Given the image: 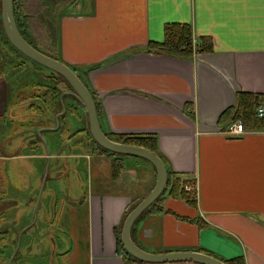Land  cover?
I'll use <instances>...</instances> for the list:
<instances>
[{
    "label": "crops",
    "instance_id": "0c3cea01",
    "mask_svg": "<svg viewBox=\"0 0 264 264\" xmlns=\"http://www.w3.org/2000/svg\"><path fill=\"white\" fill-rule=\"evenodd\" d=\"M77 8L83 13L71 8L60 18L59 59L101 102L102 131L155 137L166 168L195 183V207L165 197L161 212L134 223L133 242L151 254L201 252L264 264V119L260 128L245 129L244 136L223 134L234 123L224 113L238 93L255 96L264 109V0H82ZM167 24L190 25L194 41L210 38L213 51L188 59L147 53L148 43L163 41ZM10 83L9 55L0 41V124L9 114ZM55 106L46 107L45 144L51 158L65 144L69 149L57 159L63 163L54 168V180L71 171L79 188L83 183L89 188L63 202L82 211V244L75 251L73 246L65 249L62 241L69 244L71 238L63 234L56 257L75 263L80 255L83 264H125L116 253L115 228L133 202L152 190L156 172L139 158L122 157L124 170L113 178L110 157L92 144L87 121L76 137L66 125L60 136L59 130L52 131V116L59 111ZM29 107L41 112L38 105ZM34 148V155L21 157L44 163L48 155L43 146L34 143ZM3 150L4 142L0 198L9 182V156ZM79 163L80 171L74 169ZM69 225L73 228V218ZM6 254L0 250L1 264H7Z\"/></svg>",
    "mask_w": 264,
    "mask_h": 264
},
{
    "label": "rangeland",
    "instance_id": "374dc122",
    "mask_svg": "<svg viewBox=\"0 0 264 264\" xmlns=\"http://www.w3.org/2000/svg\"><path fill=\"white\" fill-rule=\"evenodd\" d=\"M68 10L72 11L71 9ZM76 11L77 14L83 13L80 8H76ZM4 49L7 51L6 47ZM20 61H24L25 64L16 66ZM11 65L15 67H11ZM9 68L11 82L9 114L7 121L0 124L4 126H0V143L4 142L3 154L9 156V168L6 172L9 182L7 190H4L2 198H0V231L8 232L5 233V237L11 240L5 242V249L1 247L0 249L11 255L18 249L20 243L21 254L16 259L15 264H83L84 257L80 255L76 256L75 263L73 258L61 260L56 256L50 257V252L53 250V240L51 238L56 240L57 253L62 250L59 237H62L63 234L71 238L69 244L62 241L65 249L73 246L75 251L78 245L82 244L85 235L82 211L74 207L71 210L70 205L63 202L81 196L89 188L84 183L79 188L77 177L71 171H67L57 183L55 182L53 170L58 162H60L59 165H62L63 159L53 158L49 167L47 159L43 163V161L34 160L33 156H30L31 159L29 160H24L21 157L28 153L34 155V143H40L43 146L44 153H48L44 140L45 133H40V130L45 126L46 116L50 112L42 107L43 101L40 98L42 90L40 91L33 86L34 83L47 80L42 78V74L35 64L26 62L25 59L19 56L9 55ZM24 105H26L25 108ZM31 105L41 107V112H30L29 106ZM58 109L61 112L66 110L59 119V125L61 124L58 131L59 136L64 134L62 130L64 125L67 126L71 136L76 137L81 134L83 125L87 121L83 107L71 96L64 95ZM23 112H26L25 115H23ZM52 119L53 123L51 125L53 127L51 129H54L56 127V116H52ZM2 132H4V136L1 134ZM55 140H57V136ZM83 140L81 138V141ZM6 142L9 144L8 151L5 150ZM85 150L83 149V151ZM55 151V156L59 157L57 149ZM52 155L55 157L54 154ZM65 155V152H63V156ZM90 155L92 154L90 153ZM78 166L79 168L74 169L80 171L82 169L81 164L79 163ZM101 170L105 171L103 165H101ZM2 188L3 186L0 189ZM75 189L78 196L74 195ZM71 218L74 220L73 228L69 225ZM33 222L34 224L22 235L19 242L18 235L23 227ZM72 234H74V239H72ZM26 251L29 254L23 258V253Z\"/></svg>",
    "mask_w": 264,
    "mask_h": 264
},
{
    "label": "trees",
    "instance_id": "16d2710c",
    "mask_svg": "<svg viewBox=\"0 0 264 264\" xmlns=\"http://www.w3.org/2000/svg\"><path fill=\"white\" fill-rule=\"evenodd\" d=\"M82 0H13V14L17 28L21 36L39 52H42L52 58L59 59V21L62 14L76 9ZM49 14V15H47ZM49 17V18H48ZM213 51V42L208 37L199 38L194 41L192 28L188 24H167L164 26V39L161 43L151 42L147 45V52L153 55H170L181 58H189L194 54H209ZM22 66L18 64L16 66ZM14 66V65H13ZM11 65V67H13ZM15 67V66H14ZM47 81L42 84L34 83V86L44 88L42 97L44 105L53 109L57 104L62 92L70 90L65 81L54 75L50 77L42 76ZM92 99L95 102L97 115H100V102L95 93H92ZM258 100L255 96L246 93H238L236 96V106L227 110L225 116L232 117V122H241L244 129H258L263 119L257 117ZM73 110V109H72ZM184 111L192 116L190 106H186ZM223 114V115H224ZM224 119V116L221 119ZM115 142L127 146L144 148L159 157L165 164L158 150L157 139L153 136H131V135H107ZM91 139V137H90ZM92 144L101 153H109L102 150L92 139ZM111 164V176L118 177L124 170L122 157L109 153ZM166 166V165H165ZM167 171L166 187L160 198L155 204L151 205L144 214H156L161 212L165 197H172L184 200L189 206L195 207L196 194L194 191H187L186 188L194 187V180L184 178L169 169ZM132 205L124 214L137 204ZM121 226L115 228L116 253L121 256L125 264H130L134 260L128 256L120 241ZM5 242L9 240L5 234L0 233V247L5 249ZM0 249V250H2ZM209 255V254H208ZM225 264H245L243 259L231 261L222 260Z\"/></svg>",
    "mask_w": 264,
    "mask_h": 264
},
{
    "label": "water",
    "instance_id": "95a60500",
    "mask_svg": "<svg viewBox=\"0 0 264 264\" xmlns=\"http://www.w3.org/2000/svg\"><path fill=\"white\" fill-rule=\"evenodd\" d=\"M0 41L4 48L6 47L8 55L19 56L26 60V62H31L37 66V69L41 72L42 76L50 77L54 75L55 77H60L63 81L66 82L70 90L62 92L59 96L58 102L55 107H57L61 99L64 95H69L74 98L77 103L83 107L87 116V133L89 138L91 139L104 151L119 155L121 157H135L139 158L149 165L156 172V182L149 192L147 196H145L139 203H137L126 215V217L121 220L119 226H121L120 230V241L121 245L125 251V253L130 256L134 261L133 262H141V263H176V262H190L197 264H225L222 259L204 254L201 252H166L159 254H151L140 247H138L131 238L132 227L139 218L145 215V211L153 204H155L156 200L160 198L162 193L166 187L167 181V171L166 166L163 161L154 155L153 153L147 151L144 148L127 146L120 143H115L111 141L108 136L102 131L99 115H97L95 109V102L92 99V90L90 89L88 83L78 74H76L71 68L66 66L61 61L52 58L42 52H39L34 47H32L26 40L21 36L17 24L13 14V0H0ZM147 52V48H146ZM148 53V52H147ZM174 58L170 55H164ZM191 58V57H189ZM188 59V58H181ZM17 64H25L24 61H20ZM88 75V72H85ZM60 101V102H59ZM100 102V101H99ZM101 105V102H100ZM236 106V100L233 107ZM232 107V108H233ZM43 109L46 110V107L43 106ZM47 111V110H46ZM66 112V110L61 112L54 113L53 116H56V127L52 129V131H57L60 129L61 124L59 125L60 117ZM231 124V123H229ZM44 129L40 130L42 133ZM90 139V140H91ZM92 142V141H91ZM47 147V145H46ZM69 146L65 144L62 148H60V152H58V156H63V152L68 155ZM47 161L49 163V167L51 165V158L49 149L47 147ZM105 153V154H109ZM66 156V155H65ZM57 161V160H56ZM57 163V162H55ZM45 183V179H44ZM125 214V213H124ZM36 221V220H35ZM34 221V222H35ZM32 224H28L23 227L21 233H19L20 242L22 235L31 227ZM0 233L5 234L8 232L0 231ZM53 241V250H49L50 257L53 255H57L56 252V240L51 238ZM11 239L9 238V241ZM20 244V243H19ZM18 244V249L13 252L11 255L6 254L7 264H15L18 256L20 257V248ZM52 245V244H51ZM29 254L28 251L23 253V258L27 257ZM11 256V258H10ZM10 258V260H9Z\"/></svg>",
    "mask_w": 264,
    "mask_h": 264
},
{
    "label": "built area",
    "instance_id": "2783aa9c",
    "mask_svg": "<svg viewBox=\"0 0 264 264\" xmlns=\"http://www.w3.org/2000/svg\"><path fill=\"white\" fill-rule=\"evenodd\" d=\"M257 117L259 119H264V109L263 108H259L257 110ZM223 134H225L229 138H237V137L244 136L246 134V131L243 128L241 122H234L226 127ZM186 190L195 192L194 187L186 188Z\"/></svg>",
    "mask_w": 264,
    "mask_h": 264
},
{
    "label": "flooded vegetation",
    "instance_id": "af4514ba",
    "mask_svg": "<svg viewBox=\"0 0 264 264\" xmlns=\"http://www.w3.org/2000/svg\"><path fill=\"white\" fill-rule=\"evenodd\" d=\"M38 84H42V82H40V83H38ZM34 86V85H33ZM35 87H37L38 88V90H42V93H43V91L45 90L44 88H42V87H40V86H35ZM40 94V98L42 99V101L44 100V98L42 97V95L43 94ZM44 102V101H43Z\"/></svg>",
    "mask_w": 264,
    "mask_h": 264
}]
</instances>
